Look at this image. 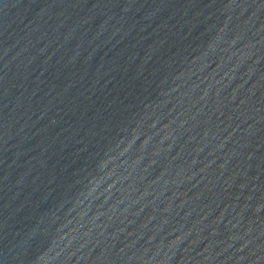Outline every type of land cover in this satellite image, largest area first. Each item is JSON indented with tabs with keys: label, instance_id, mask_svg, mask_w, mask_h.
<instances>
[{
	"label": "water",
	"instance_id": "obj_1",
	"mask_svg": "<svg viewBox=\"0 0 264 264\" xmlns=\"http://www.w3.org/2000/svg\"><path fill=\"white\" fill-rule=\"evenodd\" d=\"M0 264H264V0H0Z\"/></svg>",
	"mask_w": 264,
	"mask_h": 264
}]
</instances>
